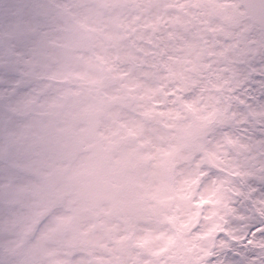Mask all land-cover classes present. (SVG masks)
I'll list each match as a JSON object with an SVG mask.
<instances>
[{
  "label": "flooded vegetation",
  "instance_id": "flooded-vegetation-1",
  "mask_svg": "<svg viewBox=\"0 0 264 264\" xmlns=\"http://www.w3.org/2000/svg\"><path fill=\"white\" fill-rule=\"evenodd\" d=\"M9 1L19 9L10 32L3 26ZM37 2L0 0V247L24 254L36 245L33 261L24 255L23 263L43 262L47 247L64 246L66 229L77 241L107 247V264H264V203L256 206L264 193V152H256V134L240 121L233 143H222L232 160L223 151L213 158L208 137L196 138L209 119L208 86L173 80L172 65L160 62V22L147 29L138 7L115 0L122 15L101 13L114 23L112 32L87 33L70 16L35 15L33 26ZM143 35L152 38L146 52ZM20 89L27 90L26 107L39 106L48 120L107 116L113 127L101 134L104 151L121 157L94 173V184L61 187L12 127L17 109L3 101ZM88 188L107 201L87 203L83 230V217L65 221L61 204L81 201ZM49 221L54 229L40 238Z\"/></svg>",
  "mask_w": 264,
  "mask_h": 264
},
{
  "label": "rangeland",
  "instance_id": "rangeland-1",
  "mask_svg": "<svg viewBox=\"0 0 264 264\" xmlns=\"http://www.w3.org/2000/svg\"><path fill=\"white\" fill-rule=\"evenodd\" d=\"M54 2L59 5L58 11L38 6L39 11L31 16L33 26L36 25L34 20H37L33 17L35 15L48 21L59 18L65 20V16L70 15L79 26H85L92 31L112 32L114 23L109 24L101 17V6L112 9V15H122L115 0H91L90 4L87 0ZM7 5L9 10L3 15V26L10 32L18 26L19 19L12 16H17L19 9L18 2L9 1ZM130 6L138 7L139 14L146 16L143 19L145 28L149 29L152 25L157 28V21L160 22L157 39L161 50H164L161 51L164 53L160 54L163 57L160 62L172 65L174 70L171 69V72L175 75L172 76L173 80L197 82L199 87L211 86L207 87L208 92L205 94L207 116H211L216 110L224 115L221 128L208 140L209 152L216 158L223 151V159L232 160L233 156L226 153L222 143H233V129L239 121L241 125L249 124L258 130L264 128V32L248 22L237 0H130ZM11 10L13 13L9 14ZM142 38L145 45L143 50L146 52V43L151 44L152 38H145L144 35ZM202 57L204 61L201 66L204 68L200 69L198 63L199 60L202 61ZM167 72L170 74V71ZM262 135L263 137L256 138V152L258 149L264 152V133ZM256 157L259 158L258 154ZM256 199L264 203V193ZM68 202L76 204L75 199ZM48 225L40 238H46L51 233L54 225L50 222ZM87 245L64 247L63 258L57 253V247H47L43 262L37 261L33 264H71L69 255L76 256L72 259L74 264L106 262L104 254L107 253V247H100L99 254L93 245ZM157 248L161 249L162 245ZM2 249L1 247L0 264L9 259L10 253L2 252ZM37 249L36 245L29 246L26 253L15 258L27 255L29 261H33V252ZM85 253H90L91 262L85 258ZM12 259L10 258L8 264H11Z\"/></svg>",
  "mask_w": 264,
  "mask_h": 264
},
{
  "label": "clouds",
  "instance_id": "clouds-1",
  "mask_svg": "<svg viewBox=\"0 0 264 264\" xmlns=\"http://www.w3.org/2000/svg\"><path fill=\"white\" fill-rule=\"evenodd\" d=\"M26 93V89H20L3 104L17 109L10 119L23 137L28 156L34 161H45L42 172L61 187L78 190L92 185L94 173L106 170L121 157L119 150L104 151L107 137L101 134L110 135L113 127L107 116L99 114L92 122L84 115L74 124L62 118L48 120L39 115V106L26 107ZM11 264H16L15 257Z\"/></svg>",
  "mask_w": 264,
  "mask_h": 264
},
{
  "label": "water",
  "instance_id": "water-1",
  "mask_svg": "<svg viewBox=\"0 0 264 264\" xmlns=\"http://www.w3.org/2000/svg\"><path fill=\"white\" fill-rule=\"evenodd\" d=\"M244 7L249 20L253 25H257L264 30V0H239ZM217 117L211 120L206 127L203 128L205 133L209 132L217 125Z\"/></svg>",
  "mask_w": 264,
  "mask_h": 264
}]
</instances>
